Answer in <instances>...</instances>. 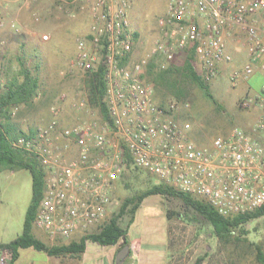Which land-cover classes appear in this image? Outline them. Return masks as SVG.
<instances>
[{
    "label": "built area",
    "instance_id": "built-area-1",
    "mask_svg": "<svg viewBox=\"0 0 264 264\" xmlns=\"http://www.w3.org/2000/svg\"><path fill=\"white\" fill-rule=\"evenodd\" d=\"M16 1L29 6L37 0ZM82 1L90 21L70 64L84 74L103 68L107 113L104 117L92 111L85 95L74 105L90 114L64 125L63 93L51 106L48 122L11 140L13 147L35 156L44 172L34 225L52 241L100 230L125 168V152L134 166L206 200L221 215L263 205L264 83L239 102L241 109L257 111L248 128L235 125L209 144H199L190 136V123L176 116L190 103L158 100L146 70L153 60L172 62L194 47L195 66L210 81L231 60L230 39L243 41L247 53V62L231 78L247 79L257 69L264 76V0H166V10L157 18V36L139 56L135 48L142 41L129 26V9L136 0ZM6 24L0 18V26ZM8 25L20 31L18 22ZM48 39L47 33L41 35V40ZM11 260L12 251L1 249L0 264Z\"/></svg>",
    "mask_w": 264,
    "mask_h": 264
},
{
    "label": "rangeland",
    "instance_id": "rangeland-1",
    "mask_svg": "<svg viewBox=\"0 0 264 264\" xmlns=\"http://www.w3.org/2000/svg\"><path fill=\"white\" fill-rule=\"evenodd\" d=\"M20 5L16 0H0V18L7 23L0 26V92L7 78L18 72L19 58L38 77L39 87L31 104L10 109L9 120L15 126L14 131L21 130L28 134L48 122L52 116L51 106L59 102V96L63 93L62 123L68 125L86 118L90 111L77 110L74 105L78 98L88 95L84 83L85 74L70 64L76 54L77 41L87 32L90 21L83 1L37 0L28 6L32 10L24 7L29 26L37 31L35 37L16 32L8 25L12 21L18 22L15 17H18L16 11ZM165 10L166 0L133 2L129 9V26L139 34L142 41L135 48V56L145 51L156 38L157 18ZM43 33L49 35L48 40H41ZM242 42L232 40L235 47L242 50V55H246ZM186 55L183 52L172 62L158 60L156 63L180 66ZM246 62L247 56L234 57L232 54L229 62L221 64L217 75L207 81L213 99L207 97L198 84L179 74L180 98L163 96L158 91L157 98L188 101L189 107H180L176 116L190 123V136L194 141L209 144L213 138L226 134L233 126L248 128L256 119L257 111L243 110L239 102L261 90L263 74L256 68V72L247 79L231 78L232 71L241 69ZM193 63H197V58ZM91 110L98 113L97 109ZM156 182L159 180L144 170L121 173L112 191L106 221L119 211L125 198ZM31 195V174L28 169L0 171V241H9L22 232ZM140 205L135 222L129 228L130 239L142 237L143 240L160 244L166 242L168 232L170 246L179 250L174 256L176 264H193L198 258H203L204 264H257L255 244H261L264 249V215L243 226L247 233L242 234L236 229L227 239L220 240L207 220L185 206L179 198L153 194L145 197ZM130 206L119 217L122 227H126L131 218L128 211ZM150 206L162 210L165 215L144 223L142 213ZM96 231L93 229L90 232ZM33 232L36 235L39 232L35 225ZM79 235L76 233L74 237L77 239ZM123 264H127V261Z\"/></svg>",
    "mask_w": 264,
    "mask_h": 264
},
{
    "label": "trees",
    "instance_id": "trees-1",
    "mask_svg": "<svg viewBox=\"0 0 264 264\" xmlns=\"http://www.w3.org/2000/svg\"><path fill=\"white\" fill-rule=\"evenodd\" d=\"M134 35L137 37L138 33L135 32ZM195 58L194 47H191L180 66H162L157 64L154 60L151 61L148 64L146 75L147 79L154 82L156 93L158 91V93L163 96L172 95L176 98H180L181 94L179 91L181 83L177 79L179 74L184 79L198 84L204 91L205 95L210 99H213L207 81L203 79L193 63ZM84 83L88 94L89 105L92 108L97 109L98 112L106 117L107 112L103 101L105 92L103 68L98 66L95 70L85 73ZM38 87V77L34 75L25 62L19 58L18 72L7 78L3 89L0 92V171L3 169H28L31 174L32 189L31 201L25 213L22 232L9 241H0V250L8 248L12 251V260L9 264H12L17 258L20 248L30 246L38 250H44L52 255H59L62 253H81L84 250L86 240L96 241L102 245H114L120 242L122 236H126L127 233V228L120 225L119 217L123 215L127 210V207L131 205L128 209L131 215L129 223H131L134 214L143 199L153 194L179 198L185 206L193 209L207 220L212 226L214 234L220 240L227 239L236 229H239L242 234L247 233L248 231L244 230L243 226L247 222L264 215L263 204L253 211L224 216L219 214L206 200L181 192L174 186L159 181L152 183L144 190L125 198L119 211L111 216L100 230L86 233L78 241L72 240L67 244L48 245L44 243L32 233L34 219L44 187V172L39 166L38 160L35 156L29 154L23 149L15 148L11 145V138L26 134L21 130L14 131L15 126L9 120L10 109L13 106L31 104L38 91ZM161 101H164V99H161ZM34 130L30 133L34 132ZM127 170L142 171L132 164L131 157L125 152V168L123 172H126ZM255 249L257 264H264V249L262 245L259 243L255 244ZM201 260L202 258H198L194 264H199Z\"/></svg>",
    "mask_w": 264,
    "mask_h": 264
},
{
    "label": "crops",
    "instance_id": "crops-1",
    "mask_svg": "<svg viewBox=\"0 0 264 264\" xmlns=\"http://www.w3.org/2000/svg\"><path fill=\"white\" fill-rule=\"evenodd\" d=\"M24 7L29 11L32 10V7L28 8L26 5H20L16 11L18 17H15V20H18L20 31L22 33H25L30 37H35L37 31L35 28L29 26V21L26 16L27 13ZM227 50L231 56L234 54V57L247 56V53L246 55H242V50H240L239 47H235L230 39L227 42ZM140 207L141 205L138 207L136 212L140 209ZM136 212L131 223L126 226V241L129 246V254L124 262L127 261V264H176L174 256L178 254L179 250L170 246L168 232L166 242H161L160 244L153 243L149 240H143L142 237L134 240L130 239L129 228L135 222ZM163 215L165 214H163L162 210L158 211L154 207L150 206L147 210L143 211L142 221L147 223L152 220V218L162 217ZM32 233L34 234L33 228ZM77 233L80 234L77 239L74 237L75 233L70 239L56 241L50 240L41 229H39L37 235H34L48 245H56L67 244L72 240L78 241L84 234L82 232ZM120 247V242L114 245H102L96 241L86 240L84 250L79 254L62 253L59 255H52L44 250H38L30 246L20 248L18 256L12 264H116L115 257ZM199 264H204L203 258Z\"/></svg>",
    "mask_w": 264,
    "mask_h": 264
},
{
    "label": "water",
    "instance_id": "water-1",
    "mask_svg": "<svg viewBox=\"0 0 264 264\" xmlns=\"http://www.w3.org/2000/svg\"><path fill=\"white\" fill-rule=\"evenodd\" d=\"M120 244H121V247L118 250L116 257H115L116 264H122L129 254V246L126 243L125 235L122 236Z\"/></svg>",
    "mask_w": 264,
    "mask_h": 264
}]
</instances>
